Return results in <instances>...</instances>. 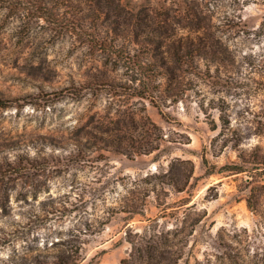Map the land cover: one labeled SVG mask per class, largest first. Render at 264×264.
I'll use <instances>...</instances> for the list:
<instances>
[{"label":"rangeland","instance_id":"1","mask_svg":"<svg viewBox=\"0 0 264 264\" xmlns=\"http://www.w3.org/2000/svg\"><path fill=\"white\" fill-rule=\"evenodd\" d=\"M0 101V264H264V0H0Z\"/></svg>","mask_w":264,"mask_h":264},{"label":"trees","instance_id":"2","mask_svg":"<svg viewBox=\"0 0 264 264\" xmlns=\"http://www.w3.org/2000/svg\"><path fill=\"white\" fill-rule=\"evenodd\" d=\"M0 106H4L3 103L0 101ZM223 172H235V173H241L242 168L238 166H226L223 169ZM68 260H63L61 262H58L57 264H77L75 261H70V257L67 258Z\"/></svg>","mask_w":264,"mask_h":264}]
</instances>
